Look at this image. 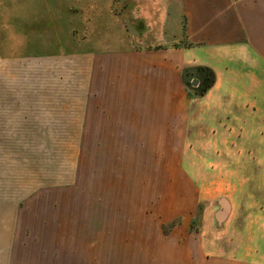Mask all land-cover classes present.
Here are the masks:
<instances>
[{
	"label": "rangeland",
	"instance_id": "1",
	"mask_svg": "<svg viewBox=\"0 0 264 264\" xmlns=\"http://www.w3.org/2000/svg\"><path fill=\"white\" fill-rule=\"evenodd\" d=\"M98 3L116 15L129 8L121 0H0V54L117 47L87 31L86 11ZM187 87L194 94L178 138L68 141L64 156L53 144L65 141L11 140L1 227L19 229L18 239L24 230L71 229L75 243L84 232L90 245L104 230L120 264H264V124L235 99L229 130L208 123L200 134L192 117L205 91Z\"/></svg>",
	"mask_w": 264,
	"mask_h": 264
},
{
	"label": "crops",
	"instance_id": "2",
	"mask_svg": "<svg viewBox=\"0 0 264 264\" xmlns=\"http://www.w3.org/2000/svg\"><path fill=\"white\" fill-rule=\"evenodd\" d=\"M121 2L129 8L120 14L98 3L84 17L88 33L99 29L101 41L115 48L102 50L93 41L79 53L0 54V264H120L121 250L107 247L104 230L90 245L84 232L75 243L71 229L24 230L18 239L19 229L1 227L9 216L3 210L11 140L65 141L53 144L64 156L68 141L178 138L180 125L187 130V99L194 94L187 71L195 68L214 76L194 102L200 134L203 124L229 128L234 107L227 101L235 99L247 100L251 118L264 124V0Z\"/></svg>",
	"mask_w": 264,
	"mask_h": 264
},
{
	"label": "water",
	"instance_id": "3",
	"mask_svg": "<svg viewBox=\"0 0 264 264\" xmlns=\"http://www.w3.org/2000/svg\"><path fill=\"white\" fill-rule=\"evenodd\" d=\"M188 73H193L190 77L187 78L193 87H197V90L201 93L206 91L214 83V76L210 70L204 68H195L187 71ZM226 212H223L219 218H224Z\"/></svg>",
	"mask_w": 264,
	"mask_h": 264
},
{
	"label": "flooded vegetation",
	"instance_id": "4",
	"mask_svg": "<svg viewBox=\"0 0 264 264\" xmlns=\"http://www.w3.org/2000/svg\"><path fill=\"white\" fill-rule=\"evenodd\" d=\"M192 74H193V73H189V74H188V77H190Z\"/></svg>",
	"mask_w": 264,
	"mask_h": 264
},
{
	"label": "trees",
	"instance_id": "5",
	"mask_svg": "<svg viewBox=\"0 0 264 264\" xmlns=\"http://www.w3.org/2000/svg\"><path fill=\"white\" fill-rule=\"evenodd\" d=\"M185 45H186V46H190V44H187V43H186ZM176 46H177V45H176Z\"/></svg>",
	"mask_w": 264,
	"mask_h": 264
}]
</instances>
